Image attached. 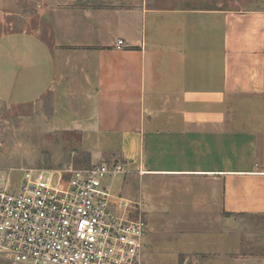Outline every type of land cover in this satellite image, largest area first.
I'll return each mask as SVG.
<instances>
[{"label":"crops","instance_id":"0c3cea01","mask_svg":"<svg viewBox=\"0 0 264 264\" xmlns=\"http://www.w3.org/2000/svg\"><path fill=\"white\" fill-rule=\"evenodd\" d=\"M207 1L45 4L0 35V101L61 99L60 130L115 140L128 168L166 181L168 211L264 216V0Z\"/></svg>","mask_w":264,"mask_h":264},{"label":"rangeland","instance_id":"374dc122","mask_svg":"<svg viewBox=\"0 0 264 264\" xmlns=\"http://www.w3.org/2000/svg\"><path fill=\"white\" fill-rule=\"evenodd\" d=\"M143 1L0 0V35L27 26L28 20L36 23L40 9L50 2L81 10L128 9ZM229 1L221 0L222 7H227ZM218 2L208 0L206 4L215 6ZM169 4L171 0H153L152 6L164 8ZM62 102L53 97L34 104L8 105L0 101V184L16 183L26 169L58 171L65 167L85 169L101 162L120 164L124 172L108 184L111 193L145 205L148 236L142 264H264V216L218 218L216 213L204 217L202 213L168 211L166 181L142 176L139 170L128 168L114 146L115 140H110L111 147H92L96 143L95 133L60 130L57 124L74 116L61 106ZM254 106L264 110V101L254 102ZM257 118L262 153L264 114ZM226 219L231 222L228 224ZM0 264L8 263L0 260Z\"/></svg>","mask_w":264,"mask_h":264},{"label":"built area","instance_id":"2783aa9c","mask_svg":"<svg viewBox=\"0 0 264 264\" xmlns=\"http://www.w3.org/2000/svg\"><path fill=\"white\" fill-rule=\"evenodd\" d=\"M117 41L116 48L123 47ZM124 172L101 162L85 169H26L0 184V260L8 264H142L145 205L111 193Z\"/></svg>","mask_w":264,"mask_h":264}]
</instances>
